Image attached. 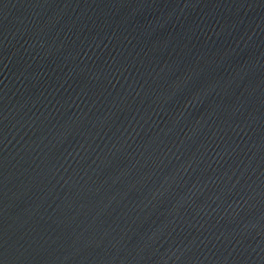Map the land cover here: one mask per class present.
Segmentation results:
<instances>
[{
    "label": "water",
    "instance_id": "water-1",
    "mask_svg": "<svg viewBox=\"0 0 264 264\" xmlns=\"http://www.w3.org/2000/svg\"><path fill=\"white\" fill-rule=\"evenodd\" d=\"M0 264H264V0H0Z\"/></svg>",
    "mask_w": 264,
    "mask_h": 264
}]
</instances>
